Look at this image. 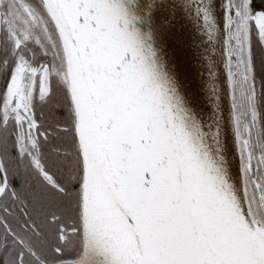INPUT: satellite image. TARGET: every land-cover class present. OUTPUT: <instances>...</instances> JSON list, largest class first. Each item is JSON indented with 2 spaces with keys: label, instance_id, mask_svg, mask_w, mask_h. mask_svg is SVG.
Returning <instances> with one entry per match:
<instances>
[{
  "label": "snow or ice",
  "instance_id": "snow-or-ice-1",
  "mask_svg": "<svg viewBox=\"0 0 264 264\" xmlns=\"http://www.w3.org/2000/svg\"><path fill=\"white\" fill-rule=\"evenodd\" d=\"M0 264H264V0H0Z\"/></svg>",
  "mask_w": 264,
  "mask_h": 264
},
{
  "label": "bare ground",
  "instance_id": "bare-ground-1",
  "mask_svg": "<svg viewBox=\"0 0 264 264\" xmlns=\"http://www.w3.org/2000/svg\"><path fill=\"white\" fill-rule=\"evenodd\" d=\"M201 69H199L196 65H195V61H192V67L190 69L192 76L194 78V80H196L197 82L199 81L200 77L198 75L199 71Z\"/></svg>",
  "mask_w": 264,
  "mask_h": 264
}]
</instances>
